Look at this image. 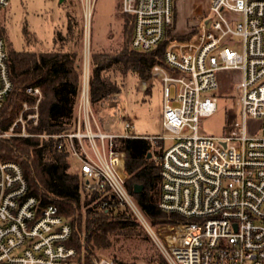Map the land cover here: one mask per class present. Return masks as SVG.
I'll list each match as a JSON object with an SVG mask.
<instances>
[{"label":"built area","instance_id":"obj_1","mask_svg":"<svg viewBox=\"0 0 264 264\" xmlns=\"http://www.w3.org/2000/svg\"><path fill=\"white\" fill-rule=\"evenodd\" d=\"M9 4L0 0V12ZM122 10L133 16L131 46L137 50L156 49L174 24V0H122ZM209 13L193 41L166 45L165 65L152 69L164 84L162 123L174 140L156 156L158 204L183 218L164 224L165 232L128 190L125 153L114 144L117 137L141 135L127 117L123 132L101 125L91 108L89 65L70 129L51 134L27 129L39 124L43 99L41 87L32 84L0 138H52L78 161L84 190L108 188L133 211L170 264H264V0H210ZM1 27L0 13V106L14 87ZM235 36L243 39L242 51ZM236 69L242 79L234 84ZM224 84L239 93L242 123L233 119L221 135L203 133L200 122L216 111ZM248 119L259 121L258 135L247 133ZM107 205L104 200L100 206ZM72 232L70 219L55 203L44 204L29 193L21 165L0 158V264H81L68 244ZM95 264L113 263L97 257Z\"/></svg>","mask_w":264,"mask_h":264},{"label":"trees","instance_id":"obj_2","mask_svg":"<svg viewBox=\"0 0 264 264\" xmlns=\"http://www.w3.org/2000/svg\"><path fill=\"white\" fill-rule=\"evenodd\" d=\"M120 13L124 18V40L120 48L110 52L95 50L91 55L90 95L93 103L121 90L118 81L108 76L107 71L118 70L123 76L134 72L141 80H147L156 64L165 65V46L171 37V28L156 49L137 50L131 46L133 16L122 10V2ZM1 31L5 37L3 27ZM62 35L61 32L55 35V44L60 36L64 38ZM26 38L29 42L35 40L28 31ZM66 38L75 43V47L83 38V26L71 13H68ZM8 50L14 87L0 106V129L8 128L12 118L20 112L23 101L28 98L25 88L32 84L41 87L43 99L40 122L31 130L51 134L70 129L82 84L81 67L76 62L74 49L61 46L52 50H15L9 45ZM114 144L125 153L126 186L152 224L159 227L183 219L176 212L162 210L158 204L161 177L156 156L164 149L160 148L155 154L150 139L142 136L117 137ZM0 158L18 162L28 182L29 193L41 198L44 204L55 203L60 213L70 219L73 232L68 244L77 250L81 264H95L99 251L115 246L120 236H141L143 231L146 232L133 211L120 204L108 188L85 191L83 177L70 171L68 154L60 150L52 138H0ZM136 183L144 185L140 192L134 191ZM104 200L108 205L101 207ZM111 261L124 264L115 255ZM148 261L170 264L161 252L156 251H151Z\"/></svg>","mask_w":264,"mask_h":264},{"label":"rangeland","instance_id":"obj_3","mask_svg":"<svg viewBox=\"0 0 264 264\" xmlns=\"http://www.w3.org/2000/svg\"><path fill=\"white\" fill-rule=\"evenodd\" d=\"M65 1L10 0L9 6L0 12L2 27L7 46L11 45L15 50H52L61 46L72 47L77 54L76 62L80 64L83 81L88 65L91 74L93 51H115L123 43L124 18L120 13L122 0H90L89 8L92 15L89 20H87V0ZM209 4L210 0H174V24L170 29L171 37L166 45L171 42L193 41L200 32L201 20L210 14ZM68 13H71L83 26V38L77 47H75V43L69 42L66 38ZM26 31L35 40L32 39L29 42L26 38ZM58 32H61L64 38L60 36L55 44L54 37ZM234 41L237 49L242 51V37L235 36ZM106 74L118 81L121 90L102 101L96 103L91 101V108L101 125L115 132H123L127 117L133 123L136 134L150 139L155 154L160 148L164 149L170 146L174 140L168 138L170 133L162 123L164 111L162 80L154 76L153 73L147 80H141L134 72L123 76L118 70H110ZM231 75L234 84L239 83L242 79L240 69L233 70ZM172 93L175 94L174 86H172ZM218 93L216 111L212 115L204 117L200 122V131L203 133L221 135L233 119L237 124L242 123L240 117L242 103L234 86L224 84ZM26 127L32 129V125L27 124ZM246 131L248 134L258 135L260 133L259 121L248 119ZM69 164V169L72 172L80 169L75 158L69 157ZM163 225L159 226L161 232L166 231ZM151 251L161 252L150 234L143 231L141 236L118 237L115 246L100 250L97 257H106L112 260L115 255L124 264H153L148 261ZM113 264L119 263L114 262Z\"/></svg>","mask_w":264,"mask_h":264},{"label":"water","instance_id":"obj_4","mask_svg":"<svg viewBox=\"0 0 264 264\" xmlns=\"http://www.w3.org/2000/svg\"><path fill=\"white\" fill-rule=\"evenodd\" d=\"M61 1H63V0H61ZM143 188H144L143 184L136 183L135 186H134V191L135 192H140Z\"/></svg>","mask_w":264,"mask_h":264},{"label":"bare ground","instance_id":"obj_5","mask_svg":"<svg viewBox=\"0 0 264 264\" xmlns=\"http://www.w3.org/2000/svg\"><path fill=\"white\" fill-rule=\"evenodd\" d=\"M91 15H92V11L91 9L88 7L87 9V20H89L91 18Z\"/></svg>","mask_w":264,"mask_h":264}]
</instances>
